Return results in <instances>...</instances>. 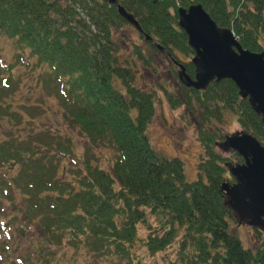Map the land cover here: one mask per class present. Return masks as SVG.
I'll list each match as a JSON object with an SVG mask.
<instances>
[{"label":"trees","instance_id":"1","mask_svg":"<svg viewBox=\"0 0 264 264\" xmlns=\"http://www.w3.org/2000/svg\"><path fill=\"white\" fill-rule=\"evenodd\" d=\"M119 3L143 34L168 52L171 64L182 63L190 76L193 65L176 55L190 53L177 24L178 7L202 5L242 48L264 51V0ZM125 24L103 0H0V38L11 41L18 69L39 72L27 79H36L30 92L40 93L28 94L22 108L45 102L44 90L63 108L42 111L52 112L57 124L40 121L23 131L3 127V138L0 131V264H56L54 250H62L65 236L76 252L112 264H157L158 255L160 264H264V243L247 249L229 233L235 219L220 189L225 171L215 144L231 113L264 146L260 117L230 80L211 83L205 91L180 83L176 95L139 83L145 55L116 37ZM2 74L0 117L20 126L27 120L2 98L15 91L21 76L0 63ZM157 91L165 92L172 109H193L205 151L195 181L186 180L181 159L164 157L150 143ZM103 149L113 152L108 168L100 164Z\"/></svg>","mask_w":264,"mask_h":264},{"label":"rangeland","instance_id":"2","mask_svg":"<svg viewBox=\"0 0 264 264\" xmlns=\"http://www.w3.org/2000/svg\"><path fill=\"white\" fill-rule=\"evenodd\" d=\"M171 12H173V10ZM115 34L120 42L125 43V46H129L130 48L133 46H138L140 47V49H142V52L145 55V66L143 67L144 70L141 71V75L144 77V80L142 79V81L139 83H143L149 89H158V86H162V89L165 88L168 92L174 95L179 93L178 91L181 84L177 76L180 73L178 66L183 65L182 63L174 62L173 66L164 52H154L148 46L147 42L141 39V35L128 23L123 25ZM176 55L179 59H181L182 62L186 63L190 62L193 56V51L190 49V53L187 56H184L179 52H176ZM14 56L15 52L13 50L11 41L6 40L5 38H0V63L2 65V68L4 69L6 68V66H12L15 73H18L21 76V83L17 86L15 91L9 95L4 93L3 96L5 98H2V101L4 103L7 102L12 105V109L14 111H19L23 115L24 120H27V122L21 123L20 126H16L14 122L9 123L7 119L4 120L1 116L0 131L2 138L5 137V134L3 133V127H18L23 131L25 128L31 129L35 125L40 124V121L44 122V125L45 122H48V124L50 125L52 122H56V116L53 115L52 112H46L45 114H43L42 111H63L61 103L59 104V99L55 96L54 93H49L47 90L42 91L44 93V97H46L45 102L37 100L36 102H34L37 107L30 109L22 108L21 104L26 98V100H28V94L37 95L38 93H40L37 89L36 91L30 92L29 86H36V79L33 82H28L27 79V77L34 78V75L37 78L39 72L36 69L34 71V75H32L26 72L27 70L25 69H18ZM193 72L194 68L191 70L192 75ZM4 78V76L0 78V90L3 87H6V79ZM38 102L40 103V105L38 104ZM154 105L155 114L148 127V136L150 137L149 139L153 149L157 153L163 155L168 159L174 157L181 159L184 166L186 180L189 182L195 181L199 177L198 166L201 162L202 157H205V151L197 138L196 119L192 116V114H190V111H193V109L191 107H188V105H182L178 108L172 109L168 103L164 91H162V93L159 91L156 92ZM3 111L4 109L0 108V113H3ZM231 115V113L226 114V124L224 126H221L222 139L215 142V144H217L216 154L220 156L221 165L225 171L221 183L225 181L231 183L232 180L229 170L236 165H240L242 162V159L235 152L230 149L223 148L220 145L225 142L226 138L244 133L243 129L236 121V116L232 115L231 117ZM33 119H35L34 123H30L29 121ZM57 119L59 118L57 117ZM15 122L19 123L17 119L15 120ZM26 123L27 125H25ZM76 147L78 154H81L83 151L82 144L78 143L76 144ZM100 156V164L103 167L108 168V164L110 163L109 160L113 156V152L109 149H103ZM228 200L229 198L225 196L224 202L229 208V205L227 204ZM233 217L235 221L231 223L233 225H231L229 233L237 238L245 248L254 249L259 242L260 244L264 243V228L253 227L249 224L248 220L240 221L235 213L233 214ZM151 222L155 225L153 218L151 219ZM139 232L140 235L145 234V230L143 228L139 229ZM25 240L26 238L23 237V240H20V242L23 243L25 242ZM60 241L62 250L55 249L53 255V257H56V264L110 263L109 261H102L100 258L98 259L91 254L88 255V253L83 251L82 249L76 252L74 249L70 248V242L67 236L61 237ZM28 245H30V242H28ZM141 250L143 251V249ZM153 260L157 261V264H160L162 257L161 255L154 256ZM162 262L164 261L162 260Z\"/></svg>","mask_w":264,"mask_h":264},{"label":"water","instance_id":"3","mask_svg":"<svg viewBox=\"0 0 264 264\" xmlns=\"http://www.w3.org/2000/svg\"><path fill=\"white\" fill-rule=\"evenodd\" d=\"M103 1L114 6L125 22L154 44L118 0ZM177 24L193 51L190 63L194 67V76L191 78L183 65H179L181 83L187 88L204 91L213 82L232 81L238 96L247 101L264 126V51L253 53L242 48L234 33L218 27L200 4L178 7ZM154 45L159 51L167 52ZM220 145L244 159L243 164L229 170L235 183L221 185L229 198V208L240 221L248 220L251 226L264 228V147L248 133L230 136Z\"/></svg>","mask_w":264,"mask_h":264},{"label":"bare ground","instance_id":"4","mask_svg":"<svg viewBox=\"0 0 264 264\" xmlns=\"http://www.w3.org/2000/svg\"><path fill=\"white\" fill-rule=\"evenodd\" d=\"M205 9V8H204ZM172 13V12H171ZM209 14V13H208ZM21 185V184H20ZM23 186V185H22Z\"/></svg>","mask_w":264,"mask_h":264}]
</instances>
